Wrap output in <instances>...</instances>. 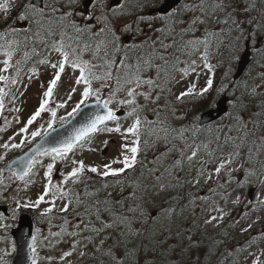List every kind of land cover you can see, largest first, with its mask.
I'll return each instance as SVG.
<instances>
[{
  "label": "snow or ice",
  "instance_id": "snow-or-ice-1",
  "mask_svg": "<svg viewBox=\"0 0 264 264\" xmlns=\"http://www.w3.org/2000/svg\"><path fill=\"white\" fill-rule=\"evenodd\" d=\"M0 57V132L22 124L0 142V162L40 138L0 167V241L8 242V221L31 208L47 234L31 235L30 264H241L242 252L244 264H264V248L249 251L264 231L245 248L230 246L221 227L229 205L264 207V0H0ZM36 64L51 78L27 119L12 107L10 121L6 104L24 96ZM204 101L215 120L189 116L186 105ZM45 113L46 127L29 131ZM77 115L71 132L52 136L57 121ZM98 133L120 136L119 155L102 165L75 159ZM57 162L70 170L53 183ZM38 167L46 182L22 201L16 182L27 190ZM38 248L58 254L41 257ZM16 251L0 248V264Z\"/></svg>",
  "mask_w": 264,
  "mask_h": 264
},
{
  "label": "rangeland",
  "instance_id": "rangeland-1",
  "mask_svg": "<svg viewBox=\"0 0 264 264\" xmlns=\"http://www.w3.org/2000/svg\"><path fill=\"white\" fill-rule=\"evenodd\" d=\"M38 47H40V46H38ZM0 59H2V57H0ZM51 59H53V60L55 59V54L52 55ZM35 66L38 69L39 75L37 77H34L31 82H29L27 80L26 76L24 77L23 83H29V87L24 92V96L20 97L16 101L15 105L6 104V109H5L4 115L10 121L13 120V117L17 115L16 113L8 110L12 107H19L22 109V111L19 113V117H20V120L22 122L27 119V117L38 106L39 97H40L42 91L44 90L43 88H41V84L46 85L48 80L51 78L52 70L50 68H47L46 66H42V65H38V64H36ZM25 70L27 71V67ZM68 71H70V70H68ZM9 74H11V73H9ZM253 75H255V73H253ZM62 80H63V83H61L60 87H59V96H61V97L68 90L69 77L67 75H65L62 77ZM200 83H201V85L203 84V79H201ZM256 83H259V81H256ZM21 90L23 91L24 89L21 88ZM17 95H18V93H17ZM78 99H79L78 94L74 95L73 100L69 102L67 109H59L58 110V116L66 115V113L68 111H71L72 107L75 106V102ZM21 101H23V103ZM113 107H115V106H113ZM186 107L189 109V116H192L195 113H200L204 108H206L207 107V101L190 102L186 105ZM48 119H49V114H47V113L43 114V118L42 119L38 118V121L34 125L30 126L29 131L35 130L36 127L39 126V124H45V127H46V122ZM127 123H130V121H128ZM127 123H124V127H127ZM177 123H182V122H177ZM56 124H59V121H57ZM21 126H22V124H16L15 122H13L12 126L9 127L7 129V131L0 132V142L7 140L8 137L13 135V133L15 131H18L19 127H21ZM109 126L112 127L114 125L110 123ZM0 127H4V122H3L2 118H0ZM37 138H39V137H37ZM19 139H20V137H17L15 142H19ZM105 140H108L109 144L106 147V149H107L106 153L102 154V150L105 149V147L103 145V141H105ZM120 142H121L120 136L118 134L98 133L94 137L92 143L86 144L84 146L83 150H81V149L75 150V157L74 158L83 160L85 162V164H87V165H102V164L107 163L108 161H110L111 159H113L119 155ZM32 143L25 144L22 149H16V150L9 152L7 157H6V160L4 162H0V167H3L8 159L15 156L19 151L21 152V151L25 150ZM90 148L95 149V150L89 151L88 149H90ZM2 151L3 150L0 149V152H2ZM69 156H70V158H73L72 154H69ZM149 158H151V154H149ZM42 159H43L45 165L50 162V159L47 157H44ZM117 166L118 165H113V167H117ZM69 170H70V167H66L62 163L57 162L56 169L53 171V183H56L60 180V172L61 171L67 172ZM44 171H45L44 167H38L36 169V175L33 178L35 182L33 184H30L28 186L27 190H23L24 185H23L22 181L16 182L15 186L18 189H20L18 198H21L22 201H26L29 198L32 200H35L37 198V195L42 190L43 184L46 182V178L43 175ZM12 194L15 195V193H12ZM46 206L47 205L42 204L41 208L46 207ZM228 207L231 208V210H234V208H236V210H234L236 213L235 219H236V221L239 219V223L237 226L238 231L236 233H232L229 236L230 246L231 245H243L245 248H247V242L251 241L253 239V237H259V234L262 231H264V207L257 206V210L251 211V212H248V209L245 207L244 204H240V205H237L235 207H232L231 205H229ZM22 211H26V212L29 211V213L33 216L35 229L37 227L43 228L44 234L45 235L47 234V224L40 222L37 219L38 212H39L38 209L33 210L31 208H29V209L21 208L19 213ZM244 212H248V218L247 219H240L241 215ZM17 217H18V215H17ZM257 219H258V222L253 224V226L249 230V232H247V233H241L240 232L241 227H247V225L249 223H252V221H257ZM8 222L12 223L13 227H14L17 223V218L15 221L9 220ZM10 230H11V228L8 230V233H7L8 242L4 243V242L0 241V248L8 247L10 249V246L13 243L11 235H10ZM53 230H56V229H53ZM214 231H215V229H211V228L209 229L210 234H212ZM2 235H3V233H0V236H2ZM262 248H264V239L258 238L257 242L255 244H253V246L249 249V251L255 252L257 255H259L260 249H262ZM38 251L40 252L41 257L48 255V254H53V255L58 254L57 252H54L51 249H39L38 248ZM11 255L7 256L5 259H7L9 261ZM245 256H247V252H242L240 254L241 264H244V257ZM261 259L264 260V257H261ZM250 260H251V258H249L248 264H250Z\"/></svg>",
  "mask_w": 264,
  "mask_h": 264
},
{
  "label": "water",
  "instance_id": "water-1",
  "mask_svg": "<svg viewBox=\"0 0 264 264\" xmlns=\"http://www.w3.org/2000/svg\"><path fill=\"white\" fill-rule=\"evenodd\" d=\"M242 73H243V67L238 66L236 68V74L242 75ZM90 103H94V102H90ZM224 107H227L226 101L224 102ZM95 110L96 109L94 108V106L90 108H83L82 113L87 114ZM122 111L123 110L118 112V115H121ZM202 113L204 114L205 120H209V119L215 120L217 116V113L213 112L211 117H209L208 110L203 111ZM81 120H82V115H77L74 119L71 120L69 124H66L64 126H61V125L56 126L57 131L53 132L52 136L55 137L59 135L60 137H63L67 133L71 132L73 126H78V123L81 122ZM38 143H40V138L32 146H30L26 151L15 156L12 160H15L18 157L23 156L25 153H28L29 149L34 148ZM105 152H106V149L102 151V153H105ZM5 208L6 206H0V209L3 211ZM11 234H12L14 243L17 245V251L13 253L10 259V264H30V261L28 259L30 255L28 245L31 243V235L34 234L33 221H32L31 216L29 214L22 213L18 218L17 226L11 230Z\"/></svg>",
  "mask_w": 264,
  "mask_h": 264
},
{
  "label": "trees",
  "instance_id": "trees-1",
  "mask_svg": "<svg viewBox=\"0 0 264 264\" xmlns=\"http://www.w3.org/2000/svg\"><path fill=\"white\" fill-rule=\"evenodd\" d=\"M222 71V70H221ZM219 77H220V71L217 72V76H216V82L219 83ZM195 114H198V113H195ZM234 210H236L234 208ZM234 211H231V215L229 217H226L225 218V221L223 222V225L221 226L222 227V230L223 231H229V236L234 233V229H236V226H235V219L233 217V214ZM217 230H215L212 234H215Z\"/></svg>",
  "mask_w": 264,
  "mask_h": 264
}]
</instances>
